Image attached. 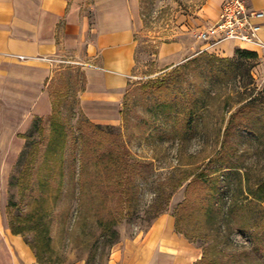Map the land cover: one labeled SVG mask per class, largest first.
Returning <instances> with one entry per match:
<instances>
[{"label": "rangeland", "instance_id": "rangeland-1", "mask_svg": "<svg viewBox=\"0 0 264 264\" xmlns=\"http://www.w3.org/2000/svg\"><path fill=\"white\" fill-rule=\"evenodd\" d=\"M141 6L136 66L119 124L88 122L80 107L83 69L69 52L60 53L45 88L50 114L30 111L32 97H40L37 85L24 81L16 94L2 84L0 264H115L120 246L166 218L185 244L179 253L195 264L203 255L201 235L217 231L207 223L224 213L206 214L205 203L226 209L237 198L251 208L264 205L248 192L264 178V53L199 50L160 69L159 44L177 35L198 39L205 28L201 13L213 0H141ZM184 19L193 28L179 29ZM219 174H225L221 182ZM100 219L115 221L114 243ZM220 230L233 247L245 239L233 223ZM218 254L208 264H237ZM259 257L244 264H260Z\"/></svg>", "mask_w": 264, "mask_h": 264}, {"label": "crops", "instance_id": "crops-1", "mask_svg": "<svg viewBox=\"0 0 264 264\" xmlns=\"http://www.w3.org/2000/svg\"><path fill=\"white\" fill-rule=\"evenodd\" d=\"M223 2L213 0V6L202 11L205 23L201 29L216 20ZM248 4L264 11V0H248ZM260 21L264 41V17ZM142 27L141 0H0V91L8 83L16 94L24 81L37 85L40 97H32L30 111L50 114L52 101L45 88L54 77L60 53L69 52L84 73L83 112L90 121L119 124L120 106L136 66V33ZM178 27L191 29L193 20L184 19ZM197 29L200 27L194 26V34ZM203 46L196 37L181 35L161 42L157 53L160 69L181 63ZM237 47L264 53V49L234 41L210 50L233 56ZM175 234L173 222L162 219L139 241L120 246L115 264H187L186 255L179 253L180 243L185 244Z\"/></svg>", "mask_w": 264, "mask_h": 264}, {"label": "trees", "instance_id": "trees-1", "mask_svg": "<svg viewBox=\"0 0 264 264\" xmlns=\"http://www.w3.org/2000/svg\"><path fill=\"white\" fill-rule=\"evenodd\" d=\"M236 53L242 55H249V56L257 55L256 51H252L249 49H241V48L237 49ZM83 89H84V85L82 87V90ZM87 120L93 126L96 127L99 126L98 124L91 122L88 118ZM212 160L213 159H211L210 161L212 162ZM225 171L226 174L228 175L238 172L232 169H227ZM86 173L88 172L85 171V166L83 165V169L80 174V179L86 180ZM90 173L91 175H94L93 172ZM224 175L225 174L222 175L219 174L214 176L215 179H217V182H221L222 179L224 178ZM202 176H206V175L203 174L201 175V177ZM195 182L196 181H194V184ZM248 192L253 196L254 201H260L261 203L264 202V178H262L257 182V187L255 189H251L248 187ZM82 193H85L84 189L82 190ZM250 205L251 203L240 202L239 199L237 198L231 200L225 206L226 209H222L221 208L222 205H220L218 202L208 201L207 203H205L204 210L206 211V214L207 213L211 214L220 210H223L224 213L221 215V217L217 216L216 219H213L207 223L206 227H213L214 224H217L218 225L217 231L214 234L207 232L201 235L202 236L201 238H205V243L203 245L204 246L203 255L199 260H197L195 264L210 263V261L213 260V255H215L216 253L222 254V258L228 261H234L237 264H244L246 262L248 263L251 260L252 255L256 254L257 256L258 255L260 256L259 257L260 264L264 263V205L257 204L256 205L257 208L256 207L251 208ZM256 212L260 216L256 218L254 217L255 219L253 223H247L246 221L248 217H251L252 214ZM248 213L251 214V216H247ZM243 214H246V216H243ZM99 222L102 227V232L104 233V235L108 236L109 234L111 236L110 244L114 243L119 235L118 230L115 227H113L115 221L113 219H109L108 221L105 222V220L103 221V219H100ZM223 222H226L227 226H231V223L236 225L238 231L245 236L244 241H241V243H236L235 244L236 247H233V243H232L233 240L229 238L230 236L223 234L222 231L220 230ZM13 232L17 234L20 231L15 230ZM220 245H221V249H217V247H219ZM227 249H234V251L228 253L226 251ZM249 254L251 258L248 257ZM245 257H247V259H245Z\"/></svg>", "mask_w": 264, "mask_h": 264}, {"label": "built area", "instance_id": "built-area-1", "mask_svg": "<svg viewBox=\"0 0 264 264\" xmlns=\"http://www.w3.org/2000/svg\"><path fill=\"white\" fill-rule=\"evenodd\" d=\"M263 17L264 11L251 9L248 0H225L216 20L197 34L204 44L201 51L226 41L264 49V41L260 38Z\"/></svg>", "mask_w": 264, "mask_h": 264}]
</instances>
